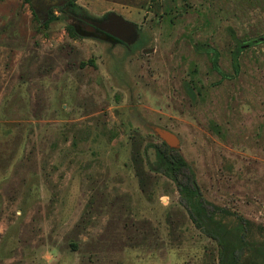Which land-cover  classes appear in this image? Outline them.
<instances>
[{"label": "rangeland", "instance_id": "rangeland-1", "mask_svg": "<svg viewBox=\"0 0 264 264\" xmlns=\"http://www.w3.org/2000/svg\"><path fill=\"white\" fill-rule=\"evenodd\" d=\"M75 3L121 16L127 40L73 38L72 17L44 28L30 0H0V264H222L211 225L150 171L153 126L219 208L224 263L264 264V0Z\"/></svg>", "mask_w": 264, "mask_h": 264}, {"label": "trees", "instance_id": "trees-1", "mask_svg": "<svg viewBox=\"0 0 264 264\" xmlns=\"http://www.w3.org/2000/svg\"><path fill=\"white\" fill-rule=\"evenodd\" d=\"M64 7L65 8L62 6H56L60 13L59 16L54 15L52 10H50L47 17L42 19V26L44 28H49L52 22L60 19L67 20L69 17H73V15L79 10V6L75 3V0H65ZM65 27L70 37L76 38L82 36L77 32L71 23H67ZM243 47L244 46L242 45H237L232 51L231 67L233 74L239 73V56ZM205 51L209 54L211 68L217 71L222 79L228 77V74L222 72L218 66L219 52L212 47L206 48ZM212 128L215 132L220 133V127L217 125L214 124ZM147 146L148 147L145 149L146 156L149 155V149L153 157L152 160L150 158V171L163 173L176 183L180 197L184 200L185 206L188 208L189 214L191 218H193L197 227L205 231L206 229L203 228L204 223H209L211 225V228L207 229L206 233L210 234L212 238L216 239L220 249V261L223 264L226 261L228 254L232 251L235 252V250L230 247L231 243L225 240L217 232V229L220 228V225H223L228 230L224 224H218L215 220L216 217L214 213L215 211L219 210V208L216 205L210 204L203 198L193 170L177 150L170 149L163 141H160L159 143H149ZM149 157L151 156L149 155ZM152 164L155 165V167H153ZM185 170L188 172L187 176L183 174ZM206 204L211 205L212 209L210 211L205 209ZM202 215H205L206 221L203 220L204 218H202ZM244 237L245 235L243 234V238Z\"/></svg>", "mask_w": 264, "mask_h": 264}, {"label": "flooded vegetation", "instance_id": "flooded-vegetation-1", "mask_svg": "<svg viewBox=\"0 0 264 264\" xmlns=\"http://www.w3.org/2000/svg\"><path fill=\"white\" fill-rule=\"evenodd\" d=\"M32 6L34 7V10L37 11V8L43 9V18L47 17L50 10L56 8V6H62L63 8L65 5V0L62 2H59V4H52L50 1L46 0H30ZM59 11V10H58ZM108 13H104L99 18H92V16L86 15L84 13L76 12L72 19L74 20L75 24L73 25L76 28L78 26V33L82 34L83 31L84 34L87 36L97 37V38H108V39H114L119 42H122L123 40H127L126 36L127 33L123 27L119 26L116 20H109L107 18ZM109 22V25H106L103 27V23ZM99 24V25H98ZM104 28V29H103ZM114 33L117 36L112 35L111 33ZM129 34V33H128ZM119 37V38H117Z\"/></svg>", "mask_w": 264, "mask_h": 264}, {"label": "water", "instance_id": "water-1", "mask_svg": "<svg viewBox=\"0 0 264 264\" xmlns=\"http://www.w3.org/2000/svg\"><path fill=\"white\" fill-rule=\"evenodd\" d=\"M46 1H50L52 4H59V0H46ZM107 18L109 20H113V19L116 20L118 25L123 27L126 32L132 31V26L130 25V23L125 21L121 16L114 14V13H110L107 15ZM102 25L103 27H105L106 25H109V22L107 21V23H103ZM109 33L116 36L112 32H109ZM152 130L154 131L155 135L161 141H163L170 149L177 150L179 148V139L173 132H171L170 130L166 128H162L159 126H153Z\"/></svg>", "mask_w": 264, "mask_h": 264}]
</instances>
